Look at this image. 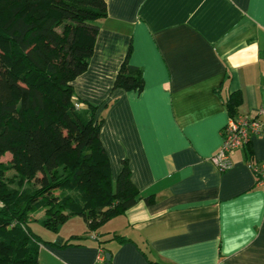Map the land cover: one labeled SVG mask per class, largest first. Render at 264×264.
Masks as SVG:
<instances>
[{
  "label": "crops",
  "instance_id": "1",
  "mask_svg": "<svg viewBox=\"0 0 264 264\" xmlns=\"http://www.w3.org/2000/svg\"><path fill=\"white\" fill-rule=\"evenodd\" d=\"M106 2L73 85L80 99L103 103L113 179L127 161L140 199L100 229L110 259H98L103 247L86 231L67 237L83 245L42 247L39 264H264V184L246 146L225 171L212 161L230 119L225 100L239 94L237 114L249 116L264 106V0ZM130 46L141 91L113 88ZM249 144L264 160V134Z\"/></svg>",
  "mask_w": 264,
  "mask_h": 264
},
{
  "label": "trees",
  "instance_id": "2",
  "mask_svg": "<svg viewBox=\"0 0 264 264\" xmlns=\"http://www.w3.org/2000/svg\"><path fill=\"white\" fill-rule=\"evenodd\" d=\"M107 16L106 0H0V158L10 153L18 176L12 185L0 165V264H39L43 243L30 226L34 212L43 211L44 224L55 231L82 216L103 247L100 229L140 199L127 161L113 179L101 139L103 103L80 99L73 85L89 67L98 21ZM132 51L130 46L114 89L144 88ZM240 101L235 93L225 100L230 117L238 115ZM249 143L247 162L257 161ZM75 238L81 237L45 243L83 245Z\"/></svg>",
  "mask_w": 264,
  "mask_h": 264
},
{
  "label": "built area",
  "instance_id": "3",
  "mask_svg": "<svg viewBox=\"0 0 264 264\" xmlns=\"http://www.w3.org/2000/svg\"><path fill=\"white\" fill-rule=\"evenodd\" d=\"M76 107L82 104L75 100ZM264 134V106L261 107L256 116L238 114L236 117H230L225 125L222 135L223 143L219 151L212 157V161L220 171H225L232 166V154L244 147L254 136ZM251 171L256 175L260 184H264V160L247 162ZM94 238L96 234L92 235ZM106 251L100 248L99 260L106 259Z\"/></svg>",
  "mask_w": 264,
  "mask_h": 264
},
{
  "label": "rangeland",
  "instance_id": "4",
  "mask_svg": "<svg viewBox=\"0 0 264 264\" xmlns=\"http://www.w3.org/2000/svg\"><path fill=\"white\" fill-rule=\"evenodd\" d=\"M0 165L1 167H7L5 178L12 185L16 186L18 182V176H17V171L15 167L13 166V160H12V156L10 153H7L0 158ZM33 214L36 215V219L31 221L30 226L33 232H35L37 235L41 237L40 239H41V242L43 243L42 247L47 248L49 246L48 244L45 243V241H51V240L59 238L60 236L61 237L65 236L67 238L70 234L72 233L75 234L74 232L78 233V235H81V236L90 237L89 235L90 233L88 234L86 232L87 231L86 221L82 216L76 215V216L71 217L68 221L61 223L59 225L58 231H55L47 227L44 224L43 220L47 219V216L46 218L41 219V215L39 212H34ZM80 240H84V239L81 238Z\"/></svg>",
  "mask_w": 264,
  "mask_h": 264
},
{
  "label": "water",
  "instance_id": "5",
  "mask_svg": "<svg viewBox=\"0 0 264 264\" xmlns=\"http://www.w3.org/2000/svg\"><path fill=\"white\" fill-rule=\"evenodd\" d=\"M106 255H107V258L110 259V256H111L110 252H107Z\"/></svg>",
  "mask_w": 264,
  "mask_h": 264
}]
</instances>
